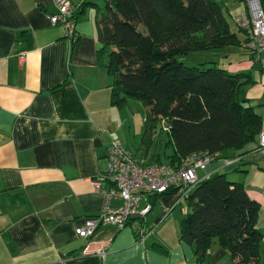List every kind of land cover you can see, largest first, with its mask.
Returning a JSON list of instances; mask_svg holds the SVG:
<instances>
[{"label": "crops", "instance_id": "1", "mask_svg": "<svg viewBox=\"0 0 264 264\" xmlns=\"http://www.w3.org/2000/svg\"><path fill=\"white\" fill-rule=\"evenodd\" d=\"M69 1L76 8L68 37L60 24L49 22L53 0H0V264H200L194 246L176 229L189 207L173 190L145 193L140 204L150 202V210L133 214L121 228L102 224L85 237L74 230L100 212V189L112 186L102 177L99 188L91 184L107 170L112 137L146 162L170 161L173 146L162 121L144 132L145 107L143 113L136 109L138 100L121 107L112 101L113 76L94 25L95 4L102 7L104 0ZM219 3L239 42L208 49L218 56L209 64L243 74L239 97L261 112L263 62L240 43L244 33L233 20L243 0ZM257 139L222 152L230 163L216 157L196 172L200 179L224 173L258 202L264 263V153L254 148ZM226 258L235 262L212 238L209 263Z\"/></svg>", "mask_w": 264, "mask_h": 264}, {"label": "trees", "instance_id": "2", "mask_svg": "<svg viewBox=\"0 0 264 264\" xmlns=\"http://www.w3.org/2000/svg\"><path fill=\"white\" fill-rule=\"evenodd\" d=\"M94 25L113 76V103L140 101L144 132L164 120L173 146L169 162L205 149L228 153L255 139L262 115L239 97L243 74L178 58L239 42L219 0H104L102 7L95 4ZM184 198L189 208L179 236L194 246L200 264H210L214 237L234 264H264L259 263V204L242 182L215 173Z\"/></svg>", "mask_w": 264, "mask_h": 264}, {"label": "built area", "instance_id": "3", "mask_svg": "<svg viewBox=\"0 0 264 264\" xmlns=\"http://www.w3.org/2000/svg\"><path fill=\"white\" fill-rule=\"evenodd\" d=\"M56 11L48 15L50 23L60 24L66 36L74 31L73 10L76 5L69 0H53ZM243 8L233 15V20L244 33L241 44L246 47L255 60H261L264 89V6L262 0H243ZM261 126L255 149L264 153V99L261 109ZM167 128V127H166ZM216 157H223L224 161H232L228 156H222L219 150L208 149L193 151L181 157L176 163L165 161L146 162L128 148L122 140L115 136L109 141L107 147V170L99 177L91 180L92 187H100V177L112 182L109 188L100 189L104 196L102 208L99 213L86 216L74 230L78 236H90L102 224H114L121 228L134 213L146 214L151 204L144 200V194L164 192L170 187L175 189L176 199H183L190 189L200 180L196 170L203 168ZM119 198L121 203L111 204V198ZM155 223L149 227L151 232ZM143 235V228L138 227Z\"/></svg>", "mask_w": 264, "mask_h": 264}, {"label": "rangeland", "instance_id": "4", "mask_svg": "<svg viewBox=\"0 0 264 264\" xmlns=\"http://www.w3.org/2000/svg\"><path fill=\"white\" fill-rule=\"evenodd\" d=\"M230 24L234 27V24L236 25V23L234 22V24L230 21ZM237 26V25H236ZM238 27V26H237ZM240 30V29H239ZM236 32L238 33V31L236 30ZM208 49H204V50H195V51H189L186 54L180 55L178 58L180 60H182L185 64L187 65H192V64H199L201 62H206V65L209 64V61L212 60H218V56L215 55V53L207 51ZM219 65V64H218ZM132 100V99H131ZM135 106L136 109H138L141 113H143V105L140 101H136L135 102ZM164 121V120H161ZM159 121V123L161 122ZM153 147L155 145H157V142L154 141L152 142ZM128 148L132 149L130 146H128ZM137 155V154H136ZM181 204H183V202H181ZM164 216V218H166L165 213L161 215ZM158 221V220H157ZM176 229L179 230V225L177 223H175ZM174 226V227H175ZM221 264H234L233 261L230 258H226L225 262H221Z\"/></svg>", "mask_w": 264, "mask_h": 264}, {"label": "water", "instance_id": "5", "mask_svg": "<svg viewBox=\"0 0 264 264\" xmlns=\"http://www.w3.org/2000/svg\"><path fill=\"white\" fill-rule=\"evenodd\" d=\"M262 4L264 6V0H262ZM135 215H137V213H134ZM135 215H131V216H135Z\"/></svg>", "mask_w": 264, "mask_h": 264}]
</instances>
